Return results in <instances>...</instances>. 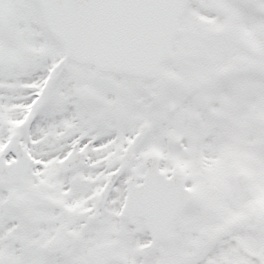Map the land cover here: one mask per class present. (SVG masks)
<instances>
[{
	"label": "snow or ice",
	"instance_id": "6c2138e0",
	"mask_svg": "<svg viewBox=\"0 0 264 264\" xmlns=\"http://www.w3.org/2000/svg\"><path fill=\"white\" fill-rule=\"evenodd\" d=\"M0 264H264V0H0Z\"/></svg>",
	"mask_w": 264,
	"mask_h": 264
}]
</instances>
